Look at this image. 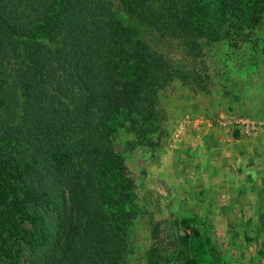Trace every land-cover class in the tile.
I'll use <instances>...</instances> for the list:
<instances>
[{"label":"trees","instance_id":"obj_1","mask_svg":"<svg viewBox=\"0 0 264 264\" xmlns=\"http://www.w3.org/2000/svg\"><path fill=\"white\" fill-rule=\"evenodd\" d=\"M118 1L191 53L209 36L197 0ZM242 2L218 0V9L235 12ZM57 61L74 84L66 102L44 94ZM172 75L183 79L170 60L133 41L108 0H0V264H22L23 255L25 264H125L134 182L109 132L120 126L133 147L151 146L157 93ZM80 134L88 148L81 174L66 166ZM201 224L177 221L181 229ZM208 246L191 236L187 258L171 264H209ZM163 260L160 246H150L145 264Z\"/></svg>","mask_w":264,"mask_h":264},{"label":"rangeland","instance_id":"obj_2","mask_svg":"<svg viewBox=\"0 0 264 264\" xmlns=\"http://www.w3.org/2000/svg\"><path fill=\"white\" fill-rule=\"evenodd\" d=\"M108 1L133 41L146 42L183 76H170L157 93L151 146L133 147V134L123 127L109 132L122 171L134 182L137 215L129 222L125 264H145L153 244L163 264L184 260L194 235L208 240L209 264H264V0H243L224 14L218 0H197L209 36L197 40L195 53L141 25L131 6ZM54 69L55 79L43 78L44 94L66 102L74 90L70 71L58 61ZM238 118L253 123L252 135L229 124ZM76 142L66 166L81 174L88 148L82 134ZM188 217L201 226L179 228L177 221Z\"/></svg>","mask_w":264,"mask_h":264},{"label":"built area","instance_id":"obj_3","mask_svg":"<svg viewBox=\"0 0 264 264\" xmlns=\"http://www.w3.org/2000/svg\"><path fill=\"white\" fill-rule=\"evenodd\" d=\"M229 124L234 126L241 135L250 136L256 129L251 121L245 118H238L233 121H229Z\"/></svg>","mask_w":264,"mask_h":264}]
</instances>
